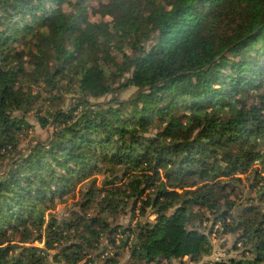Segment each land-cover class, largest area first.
<instances>
[{"label": "trees", "instance_id": "obj_1", "mask_svg": "<svg viewBox=\"0 0 264 264\" xmlns=\"http://www.w3.org/2000/svg\"><path fill=\"white\" fill-rule=\"evenodd\" d=\"M107 1L98 13L110 29L87 21L84 0H75L76 12L71 0H0V164L30 127L32 96L19 84L32 48L35 78L55 88L66 72L76 89L66 111L39 117L42 128L54 122L52 138L0 179V264H44L41 249L24 246L37 240L49 250L57 244L55 264H77L104 233L128 248V264L198 263L212 252L216 224L239 254L212 264H264V0ZM49 48L60 65L52 73ZM129 88L137 93L128 100L89 101ZM106 171L114 190L105 192L107 206L115 211L121 192L137 222L111 228L94 218L68 240L46 213L64 189ZM243 175L262 207L250 203L235 217L233 203L221 202ZM28 221L36 239L11 237ZM203 221L209 232L200 231Z\"/></svg>", "mask_w": 264, "mask_h": 264}, {"label": "rangeland", "instance_id": "obj_2", "mask_svg": "<svg viewBox=\"0 0 264 264\" xmlns=\"http://www.w3.org/2000/svg\"><path fill=\"white\" fill-rule=\"evenodd\" d=\"M86 6H88L87 10V21L89 23H94L96 25H103L107 28H111V18L103 17L100 13H98L99 6L106 5L108 3L107 0H84ZM75 0H71V7L67 9H73L76 12L75 6L73 5ZM72 11V10H71ZM151 34L145 36V40H147ZM36 40L34 43H37ZM33 43V44H34ZM39 44H42L40 42ZM32 48V46H31ZM21 49V48H20ZM51 49V48H49ZM22 50V49H21ZM27 48H25V51ZM49 50V60L47 62V68H49L50 72H54L57 67L60 65L56 62V54L55 50ZM128 55L129 49L125 50ZM31 53H35V49L32 48L28 53V57L25 63V75L21 78L19 86L23 89V91L28 92L32 96V100H30V106L28 108V112H26L25 116L28 125L30 126L28 129H24L19 135V145L16 150L6 152L5 159L0 164V179L7 173L8 169L12 167V165L18 161L19 158L26 156L28 151L35 146L36 143L43 142L46 143L52 138L53 134V126L54 122H51L46 128H42L39 123V117H48L57 111H66L74 102V97L76 95L74 85L70 87L67 85V81L69 79V75L66 72H62L61 75H57L54 80L57 82L54 83L55 88L52 87L51 84L46 83L44 80L35 78L32 75L34 62ZM117 63H121V58L118 55ZM48 70V69H47ZM64 90L69 91V94H64ZM137 93L135 88H129L121 93L117 90L113 92V94L99 98L97 100L90 99L91 104H106L112 102L114 99H119L120 101L128 100L134 97ZM254 103V101L250 100L248 104ZM50 119V118H48ZM258 168V166H254L253 169ZM120 175V174H119ZM240 182L231 181L232 186L235 188L233 194L230 193V189L228 188L226 191V197L223 198L221 203H233L232 214L237 217L241 214L242 210L246 205L253 203L255 208H261V202L255 198L254 192L252 191L250 185L254 183L251 180L249 175L237 176ZM113 180V177L109 174L108 171L104 174H97L94 177L89 178L88 180L80 183V184H72L63 190V193L56 197V206L53 210L46 213L49 217L46 218V221H54L56 222L61 229H64V237H67L68 240L75 241L79 237H83L85 232V225H89L91 219L98 218L106 221L111 228L116 226L126 227L128 225H133L137 222V218H132L130 213V203L128 199L121 192H116L115 197H111L113 202L116 205V210L112 209V206H107V199L105 192L111 191L114 192L112 185H109ZM115 180V177H114ZM126 181V178L122 179V182L115 181L114 186L122 187L123 182ZM233 188V189H234ZM95 195L94 198L90 197ZM87 198L89 202H86ZM119 199V200H118ZM227 199V201H225ZM87 203V204H85ZM114 205V204H113ZM206 216H209L210 221L212 222L213 217L210 211H203ZM155 217H151L150 220L153 221ZM203 221V225H201V232H209L211 227V222ZM29 224V225H28ZM28 226L20 229V231L14 235H12L11 231L6 233V236L12 235L16 241H18L19 237L31 235L33 239H36V230L31 221L27 222ZM64 225V226H62ZM71 225V231L68 232L66 227ZM197 225V223L195 224ZM220 225L216 224L213 233L209 235V239L211 240L212 252L210 256L204 257L198 263H191L187 258L182 259L181 261L175 260L172 264H212L214 262L219 261H228L232 258H237L239 252L233 249V245L235 243V238L233 235L220 234L221 228ZM220 229V230H219ZM218 231V232H216ZM118 238V236H117ZM90 240V238L88 237ZM92 241V240H91ZM109 236L104 233L101 235L98 244L99 247L95 253L92 255L85 257L81 262L77 264H113L112 261L115 259L114 252L115 248H118V242L114 246L108 243ZM16 248L12 249V256L20 253L21 244H17ZM25 247L37 248L41 249L43 253H39L41 257H44V264H55L52 259L53 256L57 253L58 247L57 244H53L52 249H47L44 245V241H34L32 243L24 245ZM120 253L118 259V264H128L131 263L130 258L128 257V248L117 249ZM11 255V254H10ZM112 260V261H108ZM108 261V262H106Z\"/></svg>", "mask_w": 264, "mask_h": 264}]
</instances>
